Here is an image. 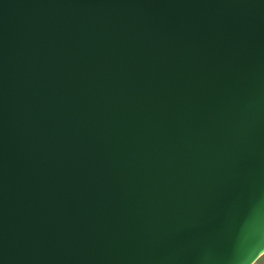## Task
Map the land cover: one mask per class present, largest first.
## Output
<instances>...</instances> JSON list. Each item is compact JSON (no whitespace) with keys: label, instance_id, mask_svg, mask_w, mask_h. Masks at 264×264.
I'll return each instance as SVG.
<instances>
[{"label":"water","instance_id":"95a60500","mask_svg":"<svg viewBox=\"0 0 264 264\" xmlns=\"http://www.w3.org/2000/svg\"><path fill=\"white\" fill-rule=\"evenodd\" d=\"M264 0H0V264H254Z\"/></svg>","mask_w":264,"mask_h":264},{"label":"rangeland","instance_id":"374dc122","mask_svg":"<svg viewBox=\"0 0 264 264\" xmlns=\"http://www.w3.org/2000/svg\"><path fill=\"white\" fill-rule=\"evenodd\" d=\"M255 264H264V255Z\"/></svg>","mask_w":264,"mask_h":264},{"label":"crops","instance_id":"0c3cea01","mask_svg":"<svg viewBox=\"0 0 264 264\" xmlns=\"http://www.w3.org/2000/svg\"><path fill=\"white\" fill-rule=\"evenodd\" d=\"M263 255H264V254H263ZM263 255H262V256H263ZM262 256H261V257H262ZM261 257H260V258H261ZM260 258H259V259H260ZM259 259H258V260H259ZM258 260H257V261H258ZM257 261H256V262H257ZM256 262H255V263H256ZM255 263H254V264H255Z\"/></svg>","mask_w":264,"mask_h":264}]
</instances>
